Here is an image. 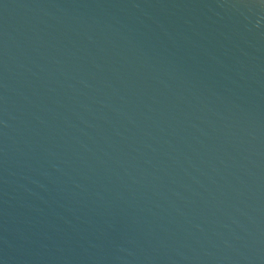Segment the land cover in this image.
<instances>
[{
	"label": "water",
	"instance_id": "water-1",
	"mask_svg": "<svg viewBox=\"0 0 264 264\" xmlns=\"http://www.w3.org/2000/svg\"><path fill=\"white\" fill-rule=\"evenodd\" d=\"M0 264H264V0H0Z\"/></svg>",
	"mask_w": 264,
	"mask_h": 264
}]
</instances>
